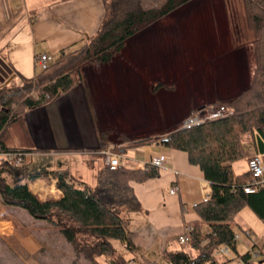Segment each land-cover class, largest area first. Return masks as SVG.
I'll return each instance as SVG.
<instances>
[{
    "label": "trees",
    "instance_id": "obj_1",
    "mask_svg": "<svg viewBox=\"0 0 264 264\" xmlns=\"http://www.w3.org/2000/svg\"><path fill=\"white\" fill-rule=\"evenodd\" d=\"M101 1L103 17L86 43L71 51H59V57L49 68L39 70L34 78L23 77L20 84L8 81L0 85V144L4 148L30 152L23 118L26 108L46 104L70 89L88 63L108 65L129 38L193 0ZM236 2L252 47L254 67L249 84L234 96L218 101L230 110L228 116L189 128H174L160 138L163 145L184 151L188 162L198 167L210 187L208 199L194 206L197 218L188 244L197 253L193 256L185 250L165 249L163 256L172 264H216L214 251L223 245L235 252L232 222L245 206L264 221L263 183H257L253 192H245L243 187L251 179L249 170L234 174L231 166L233 161L254 153L264 160V0H227L231 20V8ZM32 90L34 95L30 94ZM11 139H17L19 144L10 145ZM155 140L151 136L121 137V142H128L117 151L122 154L126 147ZM159 174L160 167L148 162L139 168L120 163L114 170L104 164L96 173L95 184L90 186L73 181L67 171H37L22 176L20 171L1 163L0 202L53 225L76 257L95 264L97 255L115 253L109 239L124 243L127 250L135 248L127 219L122 216L124 210H141L131 183H141ZM23 177L55 178L61 195L42 200L26 182H21ZM249 256L248 251L241 254L245 264H249Z\"/></svg>",
    "mask_w": 264,
    "mask_h": 264
},
{
    "label": "crops",
    "instance_id": "obj_2",
    "mask_svg": "<svg viewBox=\"0 0 264 264\" xmlns=\"http://www.w3.org/2000/svg\"><path fill=\"white\" fill-rule=\"evenodd\" d=\"M103 14L101 0H0V85L8 79L20 84L23 77L34 78L38 72L34 61L37 54L49 53L56 60V53L62 49L71 51L86 43L88 37L97 30ZM131 38L119 53L122 55L118 59L121 64H125L123 51ZM105 66L90 62L76 76L70 89L61 92L46 104L24 110L27 145L31 147L24 159L25 174L63 170L75 182H84L90 186L95 184L96 173L104 165L101 149L105 145L102 147V143H110V135L113 133L107 128L102 129L98 124L95 107L99 106L100 110L103 103L104 91L98 75ZM2 67L5 71H2ZM93 77L97 80L96 87L92 85L93 81L90 82ZM213 89L216 95L211 94ZM211 90L206 96L196 99V105H192L190 112L200 105L226 99L218 86ZM164 93L169 92L164 90ZM116 133L122 135L121 131ZM158 136L151 143L126 147L121 154L122 164L135 168L149 162L154 156H165L159 176L141 183H131L141 203V210L126 215L128 227L137 223L129 232L135 248L137 245L143 246L149 252L156 244V239L160 242L162 249L156 259L163 256V251L171 248L174 241H177L184 224L194 223L197 215L192 205L201 201L210 189L198 167L188 162L186 153L163 145ZM17 143L19 141L15 139V144L12 145ZM233 163L234 161L231 166L234 174L247 170L245 167L242 172L236 173ZM55 181L52 177L48 180H28L23 177L21 180L42 200L58 198L61 195ZM173 185L178 189L171 194L169 189ZM0 207L5 213V209H17L2 204ZM232 227L235 232L239 231V238L243 236L248 241L246 251L261 245L264 221L249 207L245 206L238 212ZM245 229L250 231L249 236L245 235ZM185 251L193 256L197 253L193 248ZM245 252H238L236 245L235 255ZM223 258L222 261L229 259ZM145 261L150 264L156 260L150 261L146 258ZM248 261L249 264H264L263 257H249ZM232 263L237 264L234 261L229 264Z\"/></svg>",
    "mask_w": 264,
    "mask_h": 264
},
{
    "label": "rangeland",
    "instance_id": "obj_3",
    "mask_svg": "<svg viewBox=\"0 0 264 264\" xmlns=\"http://www.w3.org/2000/svg\"><path fill=\"white\" fill-rule=\"evenodd\" d=\"M226 1L193 0L131 38L123 51L125 64L118 62L122 56L118 53L112 63L100 70L104 96L101 109L95 106L98 124L113 132L110 142L117 144L116 150L128 142H121V137L161 138L178 128L179 121L196 105V99L206 96L211 88L218 86L227 98L249 84L254 62L249 32L244 27L239 3L231 8V20ZM36 70H40L38 66ZM91 81L92 85L97 84L94 77ZM157 83L161 86L157 87ZM160 87L169 93L160 91ZM211 94L217 93L213 89ZM8 143L15 144V140ZM245 167V158L233 163L236 173ZM24 174L23 165L21 175ZM5 210L6 213L0 207V264H92L76 257L53 225L35 220L18 208ZM128 213L132 211L124 210L122 216ZM136 225L132 223L129 231ZM109 241L115 253L97 255L95 264H149L146 258L156 260L150 264H172L164 256L156 259L162 249L157 239L149 252L143 246L137 245L131 251L119 240ZM247 242L243 236L238 238V252L246 251ZM168 249L192 248L174 241ZM223 257L215 259L221 262Z\"/></svg>",
    "mask_w": 264,
    "mask_h": 264
},
{
    "label": "built area",
    "instance_id": "obj_4",
    "mask_svg": "<svg viewBox=\"0 0 264 264\" xmlns=\"http://www.w3.org/2000/svg\"><path fill=\"white\" fill-rule=\"evenodd\" d=\"M54 57L52 54L49 53H40L34 57L35 64L39 67L40 70H46L49 68L50 64L53 62ZM30 94L34 95L35 91L32 90ZM230 114V110L225 107L221 103H212V104H205L201 107H196L190 113H188L179 123L178 128H189L195 125H199L205 122H209L212 120L224 118ZM117 144L110 142L107 143L102 149L101 153L103 155V161L109 169H117L119 164H122V155L116 150ZM27 153L21 151L20 149H7L4 148L0 144V164L5 163L8 164L11 168L16 169L21 172L25 155ZM165 162V156L163 154H159L154 156L150 159L148 163L162 167ZM247 170H249L251 174L250 181L244 185L243 190L245 192H253L255 190V186L257 183H263L264 185V160L257 154H251L246 159ZM178 187L173 185L169 192L171 194L177 191ZM208 199V194H206L201 200L206 201ZM197 204V202L193 203V207ZM194 230L193 223H186L184 224L183 231L181 234L178 235L177 241L179 243L188 244L190 238L192 237V233ZM245 235L249 236L250 231L244 230ZM234 240L239 238V233L234 234ZM249 257L253 258H264V235L262 237L261 245L259 247H251L248 250ZM215 257L222 255L224 257H228L229 259L226 261H217L216 264H229L230 261H234L237 264L243 263V259L241 255H235L232 257L231 251L227 245H223L219 247L217 250L214 251Z\"/></svg>",
    "mask_w": 264,
    "mask_h": 264
},
{
    "label": "water",
    "instance_id": "obj_5",
    "mask_svg": "<svg viewBox=\"0 0 264 264\" xmlns=\"http://www.w3.org/2000/svg\"><path fill=\"white\" fill-rule=\"evenodd\" d=\"M10 79H8L7 81H6V83L9 81Z\"/></svg>",
    "mask_w": 264,
    "mask_h": 264
}]
</instances>
